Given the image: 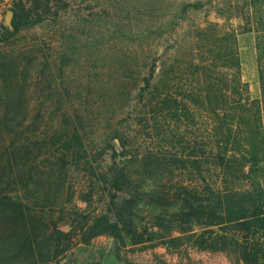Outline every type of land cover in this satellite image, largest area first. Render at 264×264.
Masks as SVG:
<instances>
[{
	"label": "rangeland",
	"instance_id": "obj_1",
	"mask_svg": "<svg viewBox=\"0 0 264 264\" xmlns=\"http://www.w3.org/2000/svg\"><path fill=\"white\" fill-rule=\"evenodd\" d=\"M43 3L12 36L21 0H0V190L19 173L15 154L56 152L74 130L91 165L72 152L62 167L33 164L21 209L0 205V264H244L231 229L180 216L210 190L264 189V0ZM158 90L180 119L147 113ZM120 140L126 181L114 192ZM118 214L123 240L90 238ZM223 236L227 251L207 250Z\"/></svg>",
	"mask_w": 264,
	"mask_h": 264
},
{
	"label": "trees",
	"instance_id": "obj_2",
	"mask_svg": "<svg viewBox=\"0 0 264 264\" xmlns=\"http://www.w3.org/2000/svg\"><path fill=\"white\" fill-rule=\"evenodd\" d=\"M27 2L29 3V8L26 10ZM44 7L43 0H21L20 10H14L11 24L13 31L7 30V33L14 36L34 25L35 21L32 20L34 14ZM147 86H151L149 80ZM157 92L158 95H152L147 99L145 105L147 113H159L163 120H168L172 117L180 119L182 115H180L179 108L175 107L168 93L159 92V90ZM160 124L161 122H158L151 129L160 131ZM120 141V148L124 150L121 154L118 149L109 145L113 150V166L116 172L113 184L114 192H122L126 181L124 168L120 167L121 159L126 154V146L122 140ZM37 146L35 149L25 146L22 151L15 154V163L19 173L10 183L11 191L0 190V205L4 209H21L30 194V182L32 180L30 169L33 164H36L38 159L44 158L49 165L62 167L69 162L68 157L72 155L71 162L73 164L91 165L86 160L83 138L77 130H74L61 144L57 145L60 146V149L56 152L45 154L37 152V150L43 151V148L46 151L51 149L47 142ZM258 151L253 152V162L258 157ZM83 160L86 161L83 163ZM254 164L253 166H259L257 162ZM206 202V205L200 206H196L193 201L189 202L186 212H183L180 216V224L186 223L188 220L202 218L206 220V226L208 227L216 226L223 230L231 229L238 236L235 244L239 259L244 264H264V189L245 192L231 191L225 194H215L210 190V197ZM126 228L127 224L121 215L118 214L116 221H111L108 216H104L93 222L89 229V236L90 238H98L109 235L116 240H123V231ZM217 239L204 242L207 250L227 251L229 246L233 244V239L229 241L224 236ZM1 248L4 251H0V261H3L7 253L3 246Z\"/></svg>",
	"mask_w": 264,
	"mask_h": 264
},
{
	"label": "water",
	"instance_id": "obj_3",
	"mask_svg": "<svg viewBox=\"0 0 264 264\" xmlns=\"http://www.w3.org/2000/svg\"><path fill=\"white\" fill-rule=\"evenodd\" d=\"M13 17H14L13 11H9L7 16V24L9 25V27H11Z\"/></svg>",
	"mask_w": 264,
	"mask_h": 264
}]
</instances>
